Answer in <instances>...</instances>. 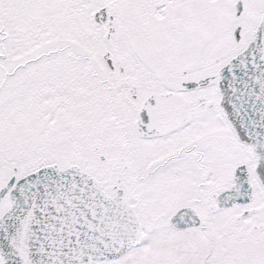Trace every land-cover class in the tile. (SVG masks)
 I'll return each instance as SVG.
<instances>
[{
    "label": "snow or ice",
    "instance_id": "obj_1",
    "mask_svg": "<svg viewBox=\"0 0 264 264\" xmlns=\"http://www.w3.org/2000/svg\"><path fill=\"white\" fill-rule=\"evenodd\" d=\"M0 264H264V0H0Z\"/></svg>",
    "mask_w": 264,
    "mask_h": 264
}]
</instances>
